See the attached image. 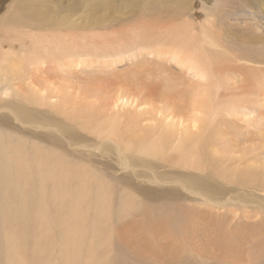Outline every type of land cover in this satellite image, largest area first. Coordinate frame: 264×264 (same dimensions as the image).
<instances>
[{
  "label": "rangeland",
  "instance_id": "1",
  "mask_svg": "<svg viewBox=\"0 0 264 264\" xmlns=\"http://www.w3.org/2000/svg\"><path fill=\"white\" fill-rule=\"evenodd\" d=\"M58 1L60 5L75 3V0ZM201 1L178 0L179 13L174 17L165 14L161 21L142 14L129 16L126 12L128 10L123 7L111 13L101 12L96 15L84 7L73 9L75 13L81 14L85 27L79 31L82 47L76 50L82 60L78 65L68 66L64 74L48 72L53 69H47L48 73L46 70L36 73V88L42 97L53 96L54 109L51 104L43 101L35 106L28 100L31 98L25 101L13 97L12 102H18L26 108L30 106L28 110L34 116L33 120H27L28 123L25 119L19 120L2 106L7 103L3 98L10 96L4 94L6 86L0 82V117H5L0 122V135L3 141L8 139V143L16 144L18 151L28 156V159L24 158L25 161H20L32 170L27 171L32 177L24 172L13 171V176H21L19 179L25 182L14 184L0 181V221L3 220L7 225L17 224L18 217L10 212L11 209L25 207L21 204L22 198L34 196L37 199L41 184L40 178L34 174L36 165L41 162H38V157L50 153L68 165L80 169L89 166L98 173L101 178L98 179L112 187L113 197L109 208H112L113 216L109 225L105 226L106 235L110 234L111 237L109 264H264V209L260 207L264 205V179L257 185L228 180L234 171L247 170L253 176L264 174V0ZM29 3L27 0L26 4ZM80 3V0L76 1V4ZM88 20L94 22V26L88 25ZM142 22L151 23L148 26L154 34L148 31L147 26L139 31ZM19 30L17 34L21 38L28 33L49 35L50 32H56ZM135 31H139L138 34L147 31L148 38L143 36L138 40ZM17 34H8L7 37L14 38ZM170 34L172 37L169 39ZM210 37L211 45L206 43L202 47H211V50L223 54V61L227 62L221 66L225 83L224 88L219 90L218 98L221 102L237 104H224L217 111L204 115L202 111L196 112L194 109L192 103L195 96L192 91L206 81L197 77L193 70L189 71L188 66L180 67L172 54L178 41L181 44L190 42L187 48L195 51L194 48L198 47L201 40ZM27 40L30 43V38ZM17 41L19 43L21 40ZM216 42L219 50L216 49ZM0 78H3L2 75ZM174 81L176 85L172 87ZM13 88L20 89L21 84L15 81ZM38 95L37 99H40ZM123 95L126 97L120 105H125L120 107L128 129L120 123L123 127L118 125L121 130L117 134L129 149L120 142L123 152H119L114 143L107 141V137H104L106 140L102 137L100 139L97 131L95 135L90 132L100 122H105L99 127L100 130H110L106 125L114 114L111 106ZM182 103H186L185 106ZM186 105L191 106L186 108ZM227 109H231V113ZM86 112L91 118L95 113L99 115L100 122L96 127ZM99 113L105 116L101 117ZM129 116L155 127L154 132L157 134L152 137V133L144 135L134 131ZM104 118L109 119L106 121ZM196 118L201 119L200 125L198 121L196 125L193 123ZM83 122L89 126H84ZM60 123L70 128L74 135L58 131ZM90 123L94 127L91 131ZM212 131L217 143L211 145L203 137L207 135L209 139ZM184 132L188 134L185 143L191 148L194 146L191 145L193 141L203 135L200 139L203 142L198 139L203 144L197 142L199 147L195 145L201 149L205 147V154L201 149L195 150V147L192 150L196 154L192 155L191 150L188 152L192 155L190 157L185 150L187 144L172 142L175 133L183 135ZM159 133L173 138L170 140L175 146L167 141L165 146L169 149L165 147V151V142L157 145V141H162ZM63 134H66L65 137ZM151 140L154 143L151 144ZM147 143L151 148L159 147V155L165 159L158 154L155 159L152 157L153 151H148L151 153L149 156L147 151L141 150ZM170 148L173 155L181 148V152L176 153L179 154L176 160L175 156L174 159L172 155L169 156L172 152ZM5 151L0 150V169L6 163ZM182 152L188 157L180 159ZM199 152L202 153L201 158L197 157ZM156 176L160 179L157 180ZM198 176L200 179L206 177L212 184L222 187L224 193L210 195L211 202L207 204L199 193L188 188L190 185L187 187L190 184L188 177ZM0 179L4 178L0 176ZM17 185L18 190L15 189ZM164 191L167 193H162ZM128 201L133 205L132 208L127 204ZM30 216L34 218L31 213ZM3 235V249L7 256V234L3 232ZM54 244L50 250L51 256L60 264L59 242L55 241ZM98 245L95 243V247ZM33 251L25 248L24 254L30 252L27 254H32L34 258Z\"/></svg>",
  "mask_w": 264,
  "mask_h": 264
},
{
  "label": "bare ground",
  "instance_id": "2",
  "mask_svg": "<svg viewBox=\"0 0 264 264\" xmlns=\"http://www.w3.org/2000/svg\"><path fill=\"white\" fill-rule=\"evenodd\" d=\"M26 1L27 0H19V3H16V0H0V15H1L0 16V75H2L3 77L0 78V82L2 81L4 83L3 85L6 86L4 94L10 96L9 98H3L7 100V103L2 106H5L4 108L10 110L11 113H14V116L19 120L25 119L26 123H28L27 121L28 119L33 120L32 117L34 116L31 110L30 111L28 110L30 106L28 105L29 107L26 108L25 105H20V103L18 104V102L16 103L14 101L12 102L13 97L17 96L18 100L24 99L25 101H27L26 99L31 98L28 100H30L31 103L35 104V106L40 104V101H43L45 104L48 103L51 104L54 109V103L52 101L53 96H48L46 98L42 97L39 93V90L36 88L37 86V82L35 80L36 73L46 70V73L48 72H50L51 74L57 73L58 75V73L62 72L64 74L68 66L78 65L82 60L80 58L81 54L76 50L82 47V35L79 34L80 33L79 31L84 30L85 27L80 17L81 14L75 13L73 9H80V8L82 9L84 7L86 8V10L92 12L93 15H96L97 13H101V12L111 13L119 9V7H123L128 10L126 12L127 14L129 13V16L135 14H142V15H148L153 19H157L161 21L165 14H170L171 17L176 16L179 13L178 4H180L177 2L178 0H80L81 2L80 5L76 4L77 0H75L74 1L75 3L71 5H63V4L60 5L59 4L60 2L58 0H29L30 1L29 4H26ZM35 2L37 4H34ZM16 12H20V13L17 14ZM101 21L103 22V20ZM87 24L94 26L93 25L94 22L92 21H89ZM144 24L145 26H143ZM148 25H151V23L142 22L140 23L139 25L140 29L138 30L139 31L144 30V28H146L147 26L148 31L152 32L151 27ZM93 28L94 27H92V29ZM19 29L31 30V32L32 30H36L37 32L56 30V32L55 33L50 32L51 35L49 34V32H47L49 35H43L41 33H39L38 35L37 32H36L37 35H35L27 32L29 35H27L26 37L30 38V43H28L29 42V40H27L28 38L23 36H22L23 38H21L20 35L17 34L18 31L20 33ZM169 31L171 30L169 29ZM147 33H148L147 31H142V33L140 34L137 33L138 35L136 37L139 38L138 40L143 38V36H146V38H148ZM8 34L11 35L17 34L18 36L16 35V37L11 38L10 37L11 35H9L10 38H8L7 37ZM171 37L172 36L170 34L169 39ZM207 37L209 38V36ZM208 38L206 40H201V43L197 45L198 47L194 48L195 51H193V49L190 51L189 48H187L190 46V42H188L187 44L185 43L181 44L178 41L176 47L172 46L174 47L173 49H176L175 52L173 54L171 53L173 56L175 55L174 57L179 62L180 67L181 65L182 68L184 65L188 66L189 71L193 70L197 77H200L204 81H206L203 84L199 85V87L197 86L194 89V91H192V93L194 92L193 94L195 96L194 102L192 103L194 109L196 110V112L202 111L204 115H208V113L211 111L212 112L217 111L221 105L224 106V104H226L230 106L229 104H234V103L237 104L236 102H231V101H229L230 103H227V101L226 103L225 101L221 102L218 98L219 90L220 88H224V83H225L223 76L224 72L221 71L222 70L221 66H223L224 63L227 64V62L223 61L224 60L223 54L215 52L216 50L215 51L211 50L210 49L211 47H209L208 49L202 47L206 43L208 45H211L212 38L211 37L210 39ZM16 40L18 41L21 40V41L19 43H16L15 42ZM6 44L9 45L7 46ZM163 44L164 43H162V45ZM216 44H217L216 49H218V43L216 42ZM167 46L169 45L167 44ZM47 69L48 70L53 69V71L51 70L48 71ZM15 81L21 84L20 89L13 88L15 85ZM175 85H176L175 81L172 82V87ZM37 95L40 99H37ZM124 96L125 95H123V97L121 98L119 97L118 101L111 106L112 111L114 113L113 116L110 117V119L108 118L109 119V120L107 119L108 121L105 118L109 115H107L104 118L108 122L106 126L108 129L110 128V130L105 129L106 130L105 132L100 130L101 128L99 127L105 122L101 123L100 121H98L100 120V117L98 119L99 115L97 116L96 115L97 113H95L97 117L95 115H91L92 116L91 118L89 116L90 114L88 113L89 114L88 115L86 112L87 116L91 118L90 122L92 120L96 124L94 125V127H96L97 124L100 122L98 124L99 126L96 128L93 127L95 130L90 133L93 134L94 132L93 135H95V131H97V133L99 134L98 138L101 139L102 137L103 139L106 140V138L104 137H107V141L114 143L117 146L119 152L122 151V145L120 144L122 138L118 137L117 133H120L121 130L120 128L123 127L122 125H120V123L125 124V119H124L125 115L122 114L120 107L125 105V103L124 104L122 103V105H120V102L122 101V99H124ZM239 101L240 100H238V102ZM64 102L62 103L66 104V102L65 103ZM185 104L182 103V105L184 106ZM191 105H186V108L187 106L190 108ZM130 110L131 109H129V111ZM230 110L231 109L229 110L227 109V111L231 113L232 110L231 111ZM103 113H105V111ZM89 117L87 119H89ZM3 118L5 117H0V122L4 120ZM45 118L47 121L48 118L47 117ZM96 118L98 122L95 121ZM104 119L103 120L101 119V121L102 122L105 121ZM128 119H132V124L134 125L132 126V129L134 131L144 135L152 133V135H150L152 137H154L153 134H157L156 132H154L155 127H150L147 124H143L144 123V122L142 123L143 120L141 121L139 118L133 119L132 116L131 117L129 116ZM199 120L201 119L196 118L195 121L193 120L191 121H193V123L196 125L197 121L199 124ZM47 122H50V120ZM61 123L58 126L59 128L57 127L58 131L65 132L68 135L73 136L74 133H72L71 129L62 126L63 124L61 125ZM82 124L84 126L86 125L89 126V124H86V122H85L86 125L84 124V122ZM118 125H120L121 127L118 128L119 127ZM126 125L127 124L124 125L125 128H127ZM91 126L92 124L90 123V127H89L90 131L91 129H93ZM103 128H105V126ZM115 129H118L119 131L117 132ZM98 130L101 131V133ZM182 134L184 136L177 135L175 133L174 135L175 140H173V138L167 137L165 134L159 133V137L162 136L161 137L162 141L159 143H157L158 142L157 141L156 144L159 145L165 142V144H163L164 149L165 147L167 148V146H165L166 142L168 141L169 143H171V140H173L172 142L179 141L180 142L179 145H183V144L186 145L187 143L185 142L186 140H188L186 135L188 134L187 132H184ZM63 135L65 137L66 134ZM192 136L194 137L193 134ZM201 136L203 137V135L201 134L199 135V138L198 137L197 138L200 140L202 139ZM214 136H215L214 131H212L209 139H207L208 138L207 135L206 137L204 135L203 139L205 138V140L211 142L210 144L212 145V143L213 144L217 143V141L215 142L214 140L215 139ZM166 138H168V140H166ZM198 139L193 141L194 144H191L194 145L192 146L193 148L196 147L197 142L200 143L201 145L203 144L202 142L204 140L203 141L200 140L202 142H199ZM3 140L4 138L0 135V150L3 149L6 150L3 153L6 155L7 158L6 163L0 169V176L4 178L3 179L4 181L1 179L0 181L3 183L14 182V184H18V182H25L26 180L19 179L21 178V176L19 177H17L16 175L13 176L12 173L13 171H17V172H24L29 174L27 171H32L30 168L26 166V163L20 161V160L25 161L26 159L24 158L28 159V156L24 152H19L16 144L8 143L9 141L8 139L7 141H3ZM154 141L151 140L150 141L151 144L154 143ZM206 141L204 142V144H206ZM3 143L7 145H4ZM171 144L173 145L174 143ZM199 145H197V147H199ZM123 146L125 145L123 144ZM144 146L145 148H141V150L143 151L145 150L147 152L150 150L153 151L154 155L152 157H155L156 159L157 157L156 155L157 154L159 155L158 152L159 147L151 148L150 146H148V143ZM188 146L190 150L188 149ZM197 147L195 148V150L197 149L198 151L199 149H201ZM97 148H99V146H97ZM126 148L129 149V147ZM171 148L170 151H172ZM193 148H191L190 145L187 144V147H185L186 154H188V152L191 151ZM204 148L205 147L201 149V152H204L203 150ZM168 149L169 148H167V150ZM177 150L178 152H181V148ZM195 150L194 151L192 150L193 152L191 151L192 155L196 154ZM174 151H176V149ZM178 152H175V155H173V151H172L171 154L170 155L167 154L166 157H168V155L169 156L172 155V158L174 159L173 156H175L174 160H176V157L179 155V154L176 155V153ZM150 154L151 153H149V156ZM189 154L190 157H192L191 153ZM201 154L199 152V156ZM203 154H205V152ZM159 156L162 157V155ZM159 156L158 158H161ZM184 156L188 157L182 152L179 157L180 159H183ZM199 156L197 157L201 158L202 155L200 157ZM38 158H39L38 162L39 161L41 162L36 165V170L34 172V174L38 176L41 180V184L39 186V193L37 194V199L34 196L32 198H22L21 204L25 207L19 210L11 209L10 212H14V214L17 215L18 217L17 224L7 225L3 220L0 221V264H58L55 261L54 256H51L52 251H50L54 248L55 241L59 242L58 252L60 258L59 261L60 264H109V256H110L109 244L111 242V237L110 234L106 235L107 228L105 229V226L109 225L108 223L111 222L113 216L111 213L112 208H109L110 204L112 203V197H113V193H112L113 189L110 186V184H104L100 180L101 178L98 175V173L93 171L89 166H82V169H80L79 167L68 165V163L63 162L60 159L58 160L56 155L52 156L50 153H47L45 155L40 154ZM162 159L165 158L162 157ZM189 160L192 159L190 158ZM186 161L184 162L187 163ZM190 162L191 161H189V163ZM190 164L193 165L194 163H190ZM202 167H200L201 170ZM260 171L262 172L263 170L261 169ZM30 176L32 177V175ZM11 177H14V179ZM229 178L230 179L228 180L230 181L232 180V182L234 183H240V184L247 183L251 185H257L260 182H262V179H264V174L260 173L259 176L257 175L253 176L247 170L234 171L233 173H231ZM158 179L160 178H157V180ZM188 179L190 184L187 183L188 184L187 187L190 185V187L188 188L192 189L193 192H196V194L199 193L207 204L211 202V200L209 199L210 195H217L224 193L222 187L212 184L206 177L201 179L200 177L199 178L188 177ZM15 189L18 190L19 185H17ZM151 192L153 193V191ZM162 193H167V192L164 191ZM262 198L264 200V195H262ZM33 199H36V201H33ZM130 203L131 202L129 201L127 202V204L132 208L133 205L131 206ZM260 207L264 209V205H261ZM30 213L34 215V218L30 216ZM3 232L4 234H7L5 237L6 244L8 247L7 256L6 254H4V249H3L4 248ZM95 243H99L100 245L95 247ZM25 248L34 249L33 251V254H35L34 258L32 254L29 255L27 254L30 252H25L24 254Z\"/></svg>",
  "mask_w": 264,
  "mask_h": 264
}]
</instances>
